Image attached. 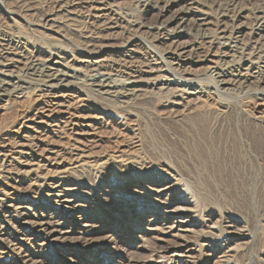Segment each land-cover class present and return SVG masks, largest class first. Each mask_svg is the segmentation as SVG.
<instances>
[{
  "label": "rangeland",
  "instance_id": "1",
  "mask_svg": "<svg viewBox=\"0 0 264 264\" xmlns=\"http://www.w3.org/2000/svg\"><path fill=\"white\" fill-rule=\"evenodd\" d=\"M199 1L215 17L219 6L238 0ZM239 1L250 7L264 4V0ZM119 3L123 12H137L134 0ZM43 5L34 3L35 10L29 14L32 20L43 19ZM154 19L151 15L150 20ZM3 27L19 31L39 45L61 42L65 49L81 46L94 34V27L83 21L61 26L66 39H44L32 33L31 26L17 18L11 21L0 11V29ZM121 42L104 41L98 46ZM206 67H195L198 78L207 77ZM207 81H201L202 85L209 87ZM259 88L264 89V85ZM230 96L233 98L188 99L176 108L163 99L152 100L127 110L108 107L96 96L80 92L71 93L61 108H56L53 97L38 92L0 102V151L4 153L0 156L1 192L36 204L39 212L53 213L35 185L45 176L54 178L58 167L69 176L66 184L80 189V201L90 190L116 195L137 209L110 215L109 210L88 205L84 214L95 226L90 233L81 234L75 216H64L60 221L65 222L68 233H56L49 242L16 233L11 218L14 212L2 209L0 223L7 225V235L2 237L10 242L25 238L21 244L26 250L19 253L23 247L18 245L9 251L0 242V264H164L155 254L156 247L172 249L185 242L192 249L186 253L192 256L191 264H264V102L259 95L245 91ZM22 148L40 153L37 161L44 158V164L54 165L49 167L52 171L42 168L38 173H23L22 155L16 154ZM20 180L26 184H19ZM173 181L179 185L174 193L181 194L190 203L186 208L194 211L190 221L200 225L198 233L183 240L167 236L162 224L156 227L148 222L157 214L155 205L148 201L149 193L159 195ZM42 202H46L45 210ZM134 213L146 218L135 228L131 224ZM225 231L228 238L244 233L248 239L239 242L237 250V245L226 246ZM202 232L211 240L204 249L200 247L205 237ZM41 242H45L44 248Z\"/></svg>",
  "mask_w": 264,
  "mask_h": 264
},
{
  "label": "bare ground",
  "instance_id": "2",
  "mask_svg": "<svg viewBox=\"0 0 264 264\" xmlns=\"http://www.w3.org/2000/svg\"><path fill=\"white\" fill-rule=\"evenodd\" d=\"M134 1L137 12H123L120 0H0V11L9 20L19 19L33 28L32 33L44 39H66L60 28L69 23L86 21L94 27V34H90L81 46L75 45V49H65L61 42L39 45L19 31L1 28L0 102L38 92L53 97L56 108H61L71 93L80 92L96 96L108 107L122 110L161 99L176 108L188 99L233 98L230 94L238 91L259 95L264 102V89L259 88L264 85V4L256 3L250 7L238 0L226 7L219 6L212 17L199 0ZM34 3H44L43 19H31L29 14L35 10ZM151 15L154 20H150ZM104 41L122 42L99 47ZM204 64L208 75L201 79L194 72L195 67ZM203 80H208L210 86H203ZM17 153L22 155L20 165L25 174L38 173L42 168L50 172L49 167H54L49 166V162L44 164V158L38 162L41 155L33 149L22 148ZM0 156H4L3 151ZM55 169L54 178L45 176L35 185L42 200L51 205L53 213L39 212L36 204L0 191V212L2 209L3 212H14L11 217L15 221L13 228L19 235L49 242L56 233H68L63 226L65 222L60 221L64 216H75L81 234H88L95 227L84 214L88 205H93L95 210V207L109 210L110 215L137 210L127 200L117 199L116 195H100L90 190L80 201L77 197L80 189L66 184L69 176L61 173L58 167ZM173 182L167 183L159 195L149 193L148 201L155 205L157 214L148 222L156 227L158 223L162 224L167 236L183 240L198 233L200 225L190 221L194 211L186 208L190 203L181 194L174 193L179 185ZM20 183L26 184L23 180ZM45 203L42 202V210L46 208ZM134 216L133 228L146 219L140 213H134ZM6 229L7 225L0 223V242L7 245L9 251L16 250L18 245L23 247L18 249L19 253L25 251L26 247L21 244L25 238L10 242L2 237L7 235ZM224 234V242L229 247L238 246L239 242L243 244L248 239L244 233H231L232 238H228L227 231ZM203 235L202 249L211 243L207 234ZM45 242H41L42 248L46 246ZM189 247L186 242L172 249L160 245L155 254H159L166 262L164 264H191L192 256L186 255L192 251ZM239 247L234 248L238 250Z\"/></svg>",
  "mask_w": 264,
  "mask_h": 264
}]
</instances>
